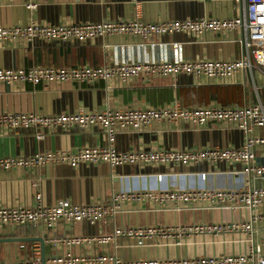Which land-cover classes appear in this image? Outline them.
Returning <instances> with one entry per match:
<instances>
[{"label": "crops", "instance_id": "0c3cea01", "mask_svg": "<svg viewBox=\"0 0 264 264\" xmlns=\"http://www.w3.org/2000/svg\"><path fill=\"white\" fill-rule=\"evenodd\" d=\"M24 0H0V27H48L100 25L133 21L144 23L183 22L198 19L228 20L240 16L242 8L235 0H142L137 12L135 0H37L28 9ZM240 33L169 35L154 41L155 46L126 36L104 37L88 45L32 42L0 43V71H27L32 68L104 67L120 63H162L177 61H233L244 51ZM264 104V77L256 86L241 77L227 82L186 76L159 79L151 85L139 81L122 84L104 81L94 86H12L0 83V115L56 116L62 114L103 113L107 110L162 109L176 104L183 108L253 106ZM44 140L36 131L0 130V159H30L55 153L76 157L86 149L107 147L105 134L99 129L70 133L44 131ZM246 136L231 127L196 129L188 125H155L148 129L121 131L114 147L119 153L154 150L239 149ZM264 162V152H261ZM229 168V167H228ZM226 166L201 165L194 168L128 165L111 168L108 164L73 165L61 162L38 168L0 170V209L33 208L36 196L42 195L45 206L62 201L76 206L109 202L115 194H159L179 191H227L243 189L244 177L228 173ZM254 186H264V182ZM253 215L264 214V205L253 213L237 210H186L162 208L144 202L125 207L115 218L98 225L65 224L49 229L25 226L15 230L0 225V263L30 260L39 247L44 264L57 257L116 255L125 261L139 259L211 257L239 252L234 237L201 238L177 247L159 243L138 249L134 242L122 241L108 246L87 244L69 248L55 240L93 239L111 236L117 229L138 227H177L193 224L246 222ZM44 239V245L39 243ZM255 241H264V223L256 228Z\"/></svg>", "mask_w": 264, "mask_h": 264}, {"label": "built area", "instance_id": "2783aa9c", "mask_svg": "<svg viewBox=\"0 0 264 264\" xmlns=\"http://www.w3.org/2000/svg\"><path fill=\"white\" fill-rule=\"evenodd\" d=\"M28 9L36 8L37 0H24ZM242 12L234 19H198L183 22L144 23L139 16L133 21L105 23L100 25L48 27L39 25L0 27V43L32 42L88 45L104 37L126 36L155 46L154 41L169 35H189L193 37L207 34H241L244 54L233 61H177L175 63H120L104 67L78 68H32L27 71H0V83L12 86H94L104 81L129 84L139 81L151 85L159 79H173L180 76L196 80L206 78L217 82L247 77L256 86L259 76L264 77V0H235ZM142 0H135L138 12ZM188 125L196 129L227 126L242 132L246 138L239 149L210 150H154L137 153H119L114 144L121 131L148 129L155 125ZM101 130L107 139L104 149H86L76 157L46 153L30 159H0V170L31 169L47 164L61 162L73 165L108 164L111 168L128 165L171 166L194 168L201 165L211 167L226 166L228 173L244 177L243 189L227 191H179L159 194L128 193L115 194L109 202L87 206H76L62 201L55 206H45L42 195L36 196L33 208L18 207L0 209V225L15 230L25 226L46 227L49 229L61 223H88L98 225L115 218L147 199L149 203L162 208H184L186 210H237L253 213L264 205V186H254L264 182V104L253 106L198 107L183 108L179 105L162 109L107 110L103 113H85L56 116L19 115L4 113L0 115V130L18 132L34 130L37 139L45 138L44 131L70 133ZM264 223V214L253 215L246 222L220 224H193L177 227H138L117 229L111 236L93 239L69 238L55 240L69 248L96 244L108 246L122 241L134 242L138 249H145L159 243L177 247L201 238L234 237L238 253L211 257L195 256L186 258L139 259L125 261L116 255H97L74 257L70 253L57 257L51 264H264V241H255L256 228ZM0 264H43L39 247L30 260Z\"/></svg>", "mask_w": 264, "mask_h": 264}, {"label": "water", "instance_id": "95a60500", "mask_svg": "<svg viewBox=\"0 0 264 264\" xmlns=\"http://www.w3.org/2000/svg\"><path fill=\"white\" fill-rule=\"evenodd\" d=\"M38 242L41 243L42 245H44V239H39ZM43 264H44V263H43Z\"/></svg>", "mask_w": 264, "mask_h": 264}]
</instances>
